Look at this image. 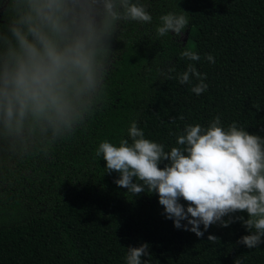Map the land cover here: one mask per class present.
<instances>
[{
  "label": "trees",
  "instance_id": "1",
  "mask_svg": "<svg viewBox=\"0 0 264 264\" xmlns=\"http://www.w3.org/2000/svg\"><path fill=\"white\" fill-rule=\"evenodd\" d=\"M139 3L152 22L119 23L104 95L85 123L47 154L21 155L0 143V264H126L127 248L142 243L150 246L151 255L141 258L146 264H264V243L254 249L237 243L249 234L241 222L211 225L202 238L176 229L157 194L132 196L95 155L101 141L131 143L127 130L134 121L166 152L186 124L207 127L216 116L225 129L236 122L264 138V0ZM181 10L189 18L184 38L157 37L159 17ZM185 47L200 60L181 57ZM190 63L206 74L208 88L199 96L191 92L198 80L182 85L175 78ZM169 67L172 79L161 75ZM209 235L218 240L208 241Z\"/></svg>",
  "mask_w": 264,
  "mask_h": 264
},
{
  "label": "clouds",
  "instance_id": "2",
  "mask_svg": "<svg viewBox=\"0 0 264 264\" xmlns=\"http://www.w3.org/2000/svg\"><path fill=\"white\" fill-rule=\"evenodd\" d=\"M185 13L161 15L157 37H181L189 25ZM0 19V143L24 155L33 149L47 154L50 145L85 123L104 95L119 23H151L153 18L139 0H0ZM180 55L200 60L191 47ZM206 59L215 63L210 54ZM174 71L169 67L161 75L172 79ZM175 78L182 85L198 80L191 87L197 96L208 88L206 74L191 63ZM127 133L131 143L104 140L95 149L106 172L118 174V187L132 196L157 194L165 218L198 238L211 225L239 221L249 234L238 244L254 249L264 243V138L236 122L225 129L220 116L207 127L186 124L177 146L167 152L163 144L146 139L135 121ZM236 213H246L247 219ZM149 247H128L126 264H146L141 258L151 255Z\"/></svg>",
  "mask_w": 264,
  "mask_h": 264
},
{
  "label": "rangeland",
  "instance_id": "3",
  "mask_svg": "<svg viewBox=\"0 0 264 264\" xmlns=\"http://www.w3.org/2000/svg\"><path fill=\"white\" fill-rule=\"evenodd\" d=\"M183 38H184V35H183Z\"/></svg>",
  "mask_w": 264,
  "mask_h": 264
}]
</instances>
